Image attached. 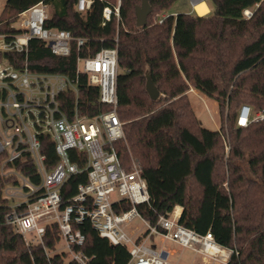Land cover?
Segmentation results:
<instances>
[{
	"label": "trees",
	"instance_id": "1",
	"mask_svg": "<svg viewBox=\"0 0 264 264\" xmlns=\"http://www.w3.org/2000/svg\"><path fill=\"white\" fill-rule=\"evenodd\" d=\"M48 7L45 26L84 38L78 51L58 57L40 40L32 39L28 55L0 52L16 69L76 76L77 57L94 56L102 48H117V112L125 139L116 144L123 165L133 160L146 179L150 204L139 211L151 224L183 208L180 223L201 235L211 233L224 248L233 250L227 264H264V120L246 127L237 124L243 105L264 110V0H205L210 13L168 14L177 0H149L153 12L148 24L137 26L142 0H122L120 20L104 23L103 11L117 0H94L86 13L77 0H7L0 15V34H19L18 15L40 2ZM253 9L250 19L244 11ZM161 93L152 100L146 90L147 74ZM80 104L90 116L111 109L99 100V88L79 78ZM197 90L219 104L231 137L226 155L218 130L205 128L189 99ZM64 109L67 107L64 105ZM224 116V118H223ZM42 152L52 167L58 157L52 140L42 137ZM81 155V161L77 156ZM80 167L86 159L71 151ZM28 159V158H26ZM14 167L39 184L29 160ZM12 181L0 174V264H66L55 253L50 259L41 245L27 246L24 237L5 221L10 209L3 196ZM88 182L86 173L73 176L62 190L66 201ZM131 208L125 205L124 210ZM121 211V209H118ZM86 236L77 248L91 256V264H126L129 252L102 238L88 222L78 226ZM60 240L58 226L47 228L45 247L54 251Z\"/></svg>",
	"mask_w": 264,
	"mask_h": 264
},
{
	"label": "built area",
	"instance_id": "2",
	"mask_svg": "<svg viewBox=\"0 0 264 264\" xmlns=\"http://www.w3.org/2000/svg\"><path fill=\"white\" fill-rule=\"evenodd\" d=\"M93 2L77 0L75 8L86 13ZM121 2L105 7L103 25L113 18L120 20ZM253 13V9H247L244 16L250 19ZM48 17L43 1L19 14L21 32L10 40L0 34V52L15 51L27 56L32 39L42 41L58 57H69L74 45L80 51L86 40L66 30L47 28ZM119 71L116 47L102 48L94 56L79 54L75 77L33 72L27 65L16 69L8 61L0 60V174L12 180L3 189L10 209L6 223L24 237L27 246L41 245L48 259L58 253L66 264L92 262L91 256L77 250L86 242L78 227L84 222L90 223L112 245L126 248L130 256L126 264H172L170 251L165 245L158 248L155 238L192 251L202 257L204 264H227L233 250L219 245L211 233L201 235L182 225L177 207L171 216H160L156 224H151L139 211L140 205L150 204L147 181L136 161L130 169L123 165L116 148L125 139L124 123L117 112ZM83 74L91 86L99 88V100L110 110L92 116L86 113L79 101L78 84ZM263 120L264 110L255 112L251 106L243 105L237 124L246 127ZM217 130L228 155V135L221 128ZM44 136L52 140L58 157L52 167L47 165V156L42 152ZM73 150L84 156V166L73 161ZM22 160L34 165L39 184L14 167ZM77 161H81V155ZM81 173H86L88 182L79 184L77 193L65 201L64 186ZM127 204L131 208L124 210ZM137 219L144 227L133 229ZM53 225L58 226L60 240L56 250L51 251L45 247L44 237Z\"/></svg>",
	"mask_w": 264,
	"mask_h": 264
},
{
	"label": "rangeland",
	"instance_id": "3",
	"mask_svg": "<svg viewBox=\"0 0 264 264\" xmlns=\"http://www.w3.org/2000/svg\"><path fill=\"white\" fill-rule=\"evenodd\" d=\"M6 2H7V0H0V15L2 14V11L6 5ZM117 3H118V0L116 1V3L113 2V6H116ZM191 3H192V0H177V2H175V4L173 5L171 11L184 12L191 7ZM194 13H196V12H194ZM200 16H203V15H200ZM163 17L164 16L162 14L159 16V19H162ZM19 24H20V19L17 18V20L14 22L13 25L19 27L18 26ZM189 99H190L191 105H192L198 119L202 123V125L205 128L210 129V130H216L217 128H221L224 132L227 133V135H228L227 142L230 145L231 137L229 135L228 125H227L226 120H224V123H223L224 127L222 128V120H221L222 115L220 114L219 104L216 101L208 98L207 96H205L204 94H202L199 91H197V93H193V92L190 93ZM223 118H224V116H223ZM223 142H224V140H223ZM224 147H225V143H224ZM9 202H10V205L13 204L12 200H10ZM142 227H144V224L138 219L132 224L133 229L142 228ZM154 241L158 245V248H161L163 245H165L168 248V250H170V251L175 250L176 251L174 256L173 255L171 256V258L169 260L170 262L177 261L180 258L181 253H182L184 260L188 261L191 258L192 251H190L188 249H183L182 247L175 245L171 242L163 243L160 238H155ZM181 251H183V252H181ZM214 264H218V263L216 262Z\"/></svg>",
	"mask_w": 264,
	"mask_h": 264
},
{
	"label": "water",
	"instance_id": "4",
	"mask_svg": "<svg viewBox=\"0 0 264 264\" xmlns=\"http://www.w3.org/2000/svg\"><path fill=\"white\" fill-rule=\"evenodd\" d=\"M153 9L149 0H142V6L137 7V26L144 27L148 24L150 15L152 14ZM146 90L152 100H158L161 96L160 91L155 85L152 76L147 74Z\"/></svg>",
	"mask_w": 264,
	"mask_h": 264
},
{
	"label": "crops",
	"instance_id": "5",
	"mask_svg": "<svg viewBox=\"0 0 264 264\" xmlns=\"http://www.w3.org/2000/svg\"><path fill=\"white\" fill-rule=\"evenodd\" d=\"M201 2H205L206 4H207V2L205 1V0H199V3H201ZM195 8V4L193 3V0H192V3H191V7L188 9V10H186V11H184V12H196V10L194 9ZM207 8H208V12H207V14H209L210 13V8H209V6H208V4H207ZM173 14V15H177L178 13H179V11H169V13H166V14H163V16H166V15H168V14ZM206 14V15H207ZM205 16V15H204ZM197 93V91L196 90H194V89H192L191 90V93ZM217 130V129H216ZM177 208L179 209V213H181L182 214V211H183V208L182 207H180V206H177ZM166 247V246H165ZM166 249L168 250V248L166 247ZM168 251H170V250H168ZM181 252H183V251H181ZM170 253H171V255H170V257H169V260H170V258H171V256L173 255L174 256V254L176 253V251L175 250H173V251H170ZM180 253V252H179ZM170 263H172V264H204V261H203V259H202V257L201 256H199V255H196L195 253H193L192 252V254H191V258L187 261V260H184L183 259V256H182V253H181V255H180V258L177 260V261H175V262H170Z\"/></svg>",
	"mask_w": 264,
	"mask_h": 264
},
{
	"label": "bare ground",
	"instance_id": "6",
	"mask_svg": "<svg viewBox=\"0 0 264 264\" xmlns=\"http://www.w3.org/2000/svg\"><path fill=\"white\" fill-rule=\"evenodd\" d=\"M195 10L198 15H206L208 12L207 4L205 2L199 3V0H194Z\"/></svg>",
	"mask_w": 264,
	"mask_h": 264
}]
</instances>
